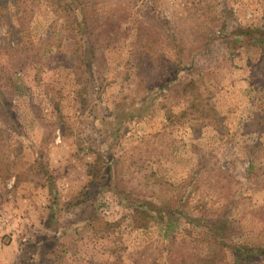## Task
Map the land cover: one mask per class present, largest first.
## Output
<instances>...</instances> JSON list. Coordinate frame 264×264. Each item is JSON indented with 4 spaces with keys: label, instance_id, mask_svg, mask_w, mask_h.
<instances>
[{
    "label": "rangeland",
    "instance_id": "obj_1",
    "mask_svg": "<svg viewBox=\"0 0 264 264\" xmlns=\"http://www.w3.org/2000/svg\"><path fill=\"white\" fill-rule=\"evenodd\" d=\"M264 0H0V264H264Z\"/></svg>",
    "mask_w": 264,
    "mask_h": 264
},
{
    "label": "trees",
    "instance_id": "obj_2",
    "mask_svg": "<svg viewBox=\"0 0 264 264\" xmlns=\"http://www.w3.org/2000/svg\"><path fill=\"white\" fill-rule=\"evenodd\" d=\"M262 35H264V34H262V33L259 34V36H262Z\"/></svg>",
    "mask_w": 264,
    "mask_h": 264
}]
</instances>
